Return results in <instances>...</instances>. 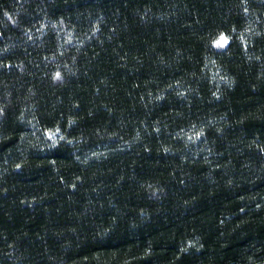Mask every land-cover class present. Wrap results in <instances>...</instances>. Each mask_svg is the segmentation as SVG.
Returning <instances> with one entry per match:
<instances>
[{
    "label": "trees",
    "instance_id": "trees-1",
    "mask_svg": "<svg viewBox=\"0 0 264 264\" xmlns=\"http://www.w3.org/2000/svg\"><path fill=\"white\" fill-rule=\"evenodd\" d=\"M0 264H264V0H0Z\"/></svg>",
    "mask_w": 264,
    "mask_h": 264
},
{
    "label": "snow or ice",
    "instance_id": "snow-or-ice-1",
    "mask_svg": "<svg viewBox=\"0 0 264 264\" xmlns=\"http://www.w3.org/2000/svg\"><path fill=\"white\" fill-rule=\"evenodd\" d=\"M226 42V41H225Z\"/></svg>",
    "mask_w": 264,
    "mask_h": 264
}]
</instances>
